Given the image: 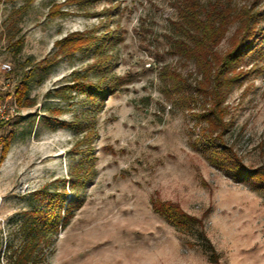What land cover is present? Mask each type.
I'll return each instance as SVG.
<instances>
[{
	"label": "rangeland",
	"instance_id": "rangeland-1",
	"mask_svg": "<svg viewBox=\"0 0 264 264\" xmlns=\"http://www.w3.org/2000/svg\"><path fill=\"white\" fill-rule=\"evenodd\" d=\"M185 1L0 0V65L12 69L0 72V87L23 86L33 101L6 98L11 125L0 135L15 137L0 164L2 261L35 233L39 212L53 211L61 219L41 244L45 264H214L200 225L181 232L155 212L154 202H170L203 221L220 264H264V190L213 158L231 151L264 171V18L259 47L244 50L224 91L221 136L200 117L201 71L173 47ZM67 36L101 44L62 49ZM80 82L114 90L95 107L79 86L64 89Z\"/></svg>",
	"mask_w": 264,
	"mask_h": 264
},
{
	"label": "trees",
	"instance_id": "trees-1",
	"mask_svg": "<svg viewBox=\"0 0 264 264\" xmlns=\"http://www.w3.org/2000/svg\"><path fill=\"white\" fill-rule=\"evenodd\" d=\"M262 5H264V0H247L239 7L237 0H211L207 2V5H201L197 0H186L182 4V19L181 23L178 24L181 33L176 45L173 47L177 54L194 60L201 71L202 79L198 83L197 91L199 92L198 95L202 94L205 97L207 108L200 114V117L207 122L208 126L219 131L221 136L227 131L224 91L233 84L239 75L236 70L239 61L242 60L241 57L244 56V50L248 46L250 50H253L257 43L262 41L261 37L263 36L260 33L258 35V23L264 18V7L261 8ZM234 24H237V30L235 40L232 43L233 46L225 53L219 54L217 50L219 43H221L228 27ZM102 40L106 41L107 39L103 38ZM107 41L109 42V40ZM56 44L60 45L62 49L66 47L68 49L72 46L76 50L84 45L91 47L99 46L101 43L99 41L94 42L91 37L90 39L87 37L72 39V37L67 36ZM95 50L100 52L98 48ZM169 76L177 84L181 83L177 74L171 73ZM74 81L76 80L72 82ZM75 86H79L80 90L87 93L90 103L95 107L100 104L102 106L104 96L114 90V87L83 82L78 85H68L64 89L72 91ZM9 96L10 93L0 91V99H5ZM25 96V87H18L15 92L17 103L32 105L33 101H26ZM10 125V120L0 121V130ZM76 128H80V126ZM7 133L0 135V164L4 160L15 137V130L10 129ZM213 158L221 160V165L224 164L234 178L248 181L256 190H264V171H253L245 167L240 160L232 156L231 151L228 152L222 149L219 152H215ZM153 205L155 212L163 216L178 231L191 232L192 229L200 225L201 229H197V232L203 240L204 250L208 253L209 260L214 264H220L221 257L207 237L203 221L199 217L197 218L184 212L175 203L166 202L159 206L154 202ZM74 206H76V201L72 202L71 207ZM41 214L42 212L37 214V217H35L36 225L31 228L35 233L31 234L29 232L20 247L15 249L9 247V250L4 253L5 262L2 261L4 249L0 230V264H45L41 244L44 240L46 244H50L49 237H45H47V232L57 230L61 215L52 211L49 214L46 213L44 218H42Z\"/></svg>",
	"mask_w": 264,
	"mask_h": 264
},
{
	"label": "built area",
	"instance_id": "built-area-1",
	"mask_svg": "<svg viewBox=\"0 0 264 264\" xmlns=\"http://www.w3.org/2000/svg\"><path fill=\"white\" fill-rule=\"evenodd\" d=\"M11 70H12L11 65L9 63H2L0 65V72H2V73L8 74ZM4 88H6V87H4ZM4 88L0 87V91L5 92ZM7 93H10V92L7 91ZM8 98L12 99V102L14 104L13 106L15 107L17 105V101L15 99V94L10 93V96ZM6 101H7L6 98L0 99V121H9L11 118L10 106H8L9 104H7Z\"/></svg>",
	"mask_w": 264,
	"mask_h": 264
}]
</instances>
